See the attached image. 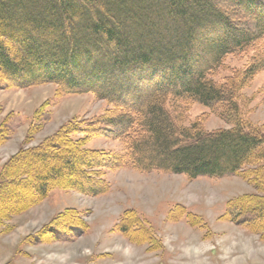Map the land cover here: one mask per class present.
I'll list each match as a JSON object with an SVG mask.
<instances>
[{
	"label": "trees",
	"instance_id": "16d2710c",
	"mask_svg": "<svg viewBox=\"0 0 264 264\" xmlns=\"http://www.w3.org/2000/svg\"><path fill=\"white\" fill-rule=\"evenodd\" d=\"M227 56L244 59L243 68L223 84L213 81ZM260 71L264 0H0L5 86L50 82L60 93L91 92L110 106L87 122L60 125L1 164L0 232L51 190L97 195L105 191L106 170L128 167L192 179L239 174L260 193L231 202L227 218L264 240V133L242 123L236 97ZM185 100L215 109L231 126L207 131L198 121L180 124L169 106ZM95 136L117 139L120 150L86 147ZM11 193L16 201L7 200ZM77 214H56L35 236L84 229ZM131 219L123 214L121 232L129 234L132 224L131 233L138 231Z\"/></svg>",
	"mask_w": 264,
	"mask_h": 264
},
{
	"label": "rangeland",
	"instance_id": "374dc122",
	"mask_svg": "<svg viewBox=\"0 0 264 264\" xmlns=\"http://www.w3.org/2000/svg\"><path fill=\"white\" fill-rule=\"evenodd\" d=\"M9 50L15 54L16 46ZM244 63L227 56L210 77L223 84ZM236 97L242 123L264 133V71L246 81ZM0 107V126H5L0 166L19 148L37 145L60 125L87 122L110 108L91 92L64 94L50 82L18 88L1 80ZM169 110L183 125L198 121L207 131L231 126L215 109L190 100L178 101ZM86 147L118 152L121 145L117 139L95 136ZM103 178L105 191L97 195L53 189L41 202L7 219L8 229L0 232V264H264L260 234L227 218L231 202L260 193L239 174L192 179L124 167L106 170ZM15 199L12 193L7 198ZM66 209L78 212L84 229L58 231L55 239L35 236ZM125 212L136 220V233H131L133 224L129 234L119 230Z\"/></svg>",
	"mask_w": 264,
	"mask_h": 264
},
{
	"label": "bare ground",
	"instance_id": "6f19581e",
	"mask_svg": "<svg viewBox=\"0 0 264 264\" xmlns=\"http://www.w3.org/2000/svg\"><path fill=\"white\" fill-rule=\"evenodd\" d=\"M56 90V89H55ZM38 111V110H37ZM99 116V115H98Z\"/></svg>",
	"mask_w": 264,
	"mask_h": 264
}]
</instances>
